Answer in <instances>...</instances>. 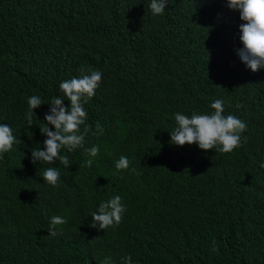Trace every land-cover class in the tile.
<instances>
[{
    "label": "trees",
    "instance_id": "obj_1",
    "mask_svg": "<svg viewBox=\"0 0 264 264\" xmlns=\"http://www.w3.org/2000/svg\"><path fill=\"white\" fill-rule=\"evenodd\" d=\"M150 2L0 0V124L22 141L0 157V264H264V68L239 58L230 14L198 21L219 0H168L162 15ZM90 71L102 80L84 104V147L62 150L68 167L33 164L60 83ZM33 95L43 104L29 128ZM217 99L247 124L241 147L170 143L175 113L211 114ZM93 146L96 157L85 150ZM121 156L126 170L115 168ZM48 167L60 172L58 187L44 182ZM116 195L120 224L90 227ZM53 216L67 219L55 237Z\"/></svg>",
    "mask_w": 264,
    "mask_h": 264
},
{
    "label": "clouds",
    "instance_id": "obj_2",
    "mask_svg": "<svg viewBox=\"0 0 264 264\" xmlns=\"http://www.w3.org/2000/svg\"><path fill=\"white\" fill-rule=\"evenodd\" d=\"M168 0H151L150 10L153 15H162L165 11ZM202 15L208 12H218L231 15V26L228 25L230 33L236 41L242 43V47L237 49V54L242 62L253 72L264 68V0H219L212 8L201 7ZM215 27V25L212 23ZM82 71H88L82 69ZM170 76V75H169ZM169 76H167L169 78ZM102 80V74L99 71H90V74L82 75L80 78H71L60 83L59 88L62 96H55L51 99L48 113L44 116L45 124L40 128V132L47 138L43 141V150L32 149L31 162L33 164L47 163L60 164L68 167L71 165L68 155H62V150L72 152L78 148L84 147L85 136L91 129L85 124L87 112L84 104L95 96L96 89ZM68 100V106L63 101ZM29 110L26 113V123L30 128L34 121L32 120L34 108L43 104L41 98L33 95L28 98ZM214 112L211 114H198L193 112L191 117L182 113H175L174 118L176 127L170 132V143L183 146L185 144H197L202 150L217 149L221 153H231L234 149L241 147V133L246 131L247 124L235 115H224L223 101L220 99L212 102L211 106ZM51 125L54 130H50ZM81 125H85L81 132ZM97 132L102 134L103 128L99 123L96 125ZM246 140V137L244 138ZM22 141L13 134L8 124H0V157L2 154L10 151L14 144H20ZM90 156L96 157L99 154V148L93 146L85 149ZM93 161L88 160L87 166L91 167ZM130 161L126 156H121L115 163L117 170H126L129 168ZM264 167V163L261 164ZM135 172V169H132ZM42 177L53 187L59 186L60 172L55 167H48L43 171ZM126 206L122 203V198L116 195L106 201H102L97 211L91 214L92 220L89 226L97 229H108L120 224ZM67 219L61 216L51 217L48 229L49 234L57 236L56 226L64 225ZM62 234V229L60 231ZM211 251H217L213 246ZM109 259V258H106ZM124 264H132L131 256L124 257Z\"/></svg>",
    "mask_w": 264,
    "mask_h": 264
}]
</instances>
